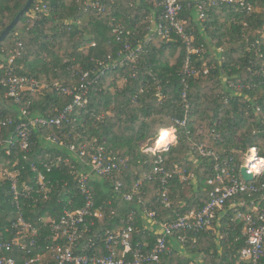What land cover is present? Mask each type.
Masks as SVG:
<instances>
[{
	"label": "trees",
	"instance_id": "obj_1",
	"mask_svg": "<svg viewBox=\"0 0 264 264\" xmlns=\"http://www.w3.org/2000/svg\"><path fill=\"white\" fill-rule=\"evenodd\" d=\"M27 1L0 0V34ZM94 1L103 3L107 11L86 8L83 0H34L0 42V139L4 141L0 143V237L12 236L11 221L19 211L12 181L2 176V168L19 172L21 193L27 191L26 185L37 186L33 162L49 182V197L39 193H34V198L19 197L26 218L40 228L44 245L51 241L52 232L41 219L58 217L66 206L85 203L79 176L89 168L78 156L80 148L85 145L87 161L98 146H103L107 153L128 158L129 166L112 177L91 176L88 187L94 208L102 210L103 216L92 217L95 223L82 232L76 250L103 254L104 234L126 227L131 215L135 228L132 244H146L144 250H148L162 222L198 211L209 200L213 185L208 179L215 175L216 160L204 155L201 146L220 158H232L241 179L240 167L249 148L257 147L264 156V0H249L254 5L251 12L222 0H181L184 7L179 18L186 34L195 35L190 44L174 29L167 36L154 31L150 17L155 25L166 22L163 4L152 0ZM201 1L205 2L202 23L196 13ZM42 4L46 11L37 8ZM111 21L122 25L121 39L113 32ZM126 43L133 50L142 45L143 50L137 51L135 60L120 64L130 50ZM209 44L215 46L216 54ZM188 57L198 74L186 75ZM101 61L105 66L99 65ZM85 71L90 72V78L99 74L89 86L86 105L75 106L61 125L33 126L29 152L18 145L7 153V140L16 133L17 125L63 110L73 101ZM8 72L33 77L41 85L34 91L21 89L20 101H16L14 96L5 95L9 84H2V80L9 77ZM120 80L123 87H119ZM55 83L73 94H63ZM184 91L190 104L187 117ZM185 117V124L176 122ZM170 126L177 128V142L162 153L163 164L172 169L179 165L182 170L170 179V205L166 206L160 199L159 179L146 178L138 186L137 182L154 167L141 142ZM50 135L61 144L48 139ZM71 145L75 150L69 148ZM57 156L62 160L47 171L44 164L50 165ZM116 176L122 181L120 189L114 184ZM263 180L264 173L252 182ZM126 193H132L133 198L126 199ZM253 198L255 194L244 192L228 199L217 209L211 229L178 231L189 236L185 245L192 256H183L173 247L159 264H192L193 255L198 253L205 254V264H247L240 257L247 243L241 235L245 222L237 217L236 204L246 201L240 209L249 211ZM220 213L223 216L218 217ZM178 232L169 243H178Z\"/></svg>",
	"mask_w": 264,
	"mask_h": 264
},
{
	"label": "built area",
	"instance_id": "obj_2",
	"mask_svg": "<svg viewBox=\"0 0 264 264\" xmlns=\"http://www.w3.org/2000/svg\"><path fill=\"white\" fill-rule=\"evenodd\" d=\"M86 8L97 9L101 12L107 11V7L94 0H83ZM156 3L163 4V15L166 18V22L160 21L157 25L154 24L153 28L157 34L167 36L172 29L181 37L186 38L190 44L192 39L186 34L185 24L182 19L179 18L181 11L184 7L181 0H152ZM228 4L239 5L238 9L242 11L251 12L254 10V5L249 0H222ZM213 3L214 0H212ZM45 6V5H44ZM40 9V7H37ZM46 8V6H45ZM203 18V14L201 16ZM110 26L113 32L118 35V39H121V35L124 33L121 24H115L111 21ZM147 41V39H146ZM126 49H130L128 54L124 56L119 63L123 64L127 59L130 61L135 60L137 51H142L143 47L140 45L136 50L131 49L130 44H125ZM192 50L190 49V52ZM13 59V58H12ZM10 59V61H12ZM190 58L186 59V75H196L199 73L196 69L190 67ZM99 65L105 66V62H99ZM8 78L2 80V84H9L8 90L5 95H11L16 98V101H20L19 93L21 89H29L34 91L41 85V81L33 77L18 76L8 72ZM99 74L94 78H90V72L85 71L80 78V85L75 87L77 91L74 95V99L63 110L59 111L56 115L51 117L35 116L28 121H22L17 125L16 133L9 137L7 140L6 151L11 152V148L20 146L26 152L31 150L32 141V127L39 124H54L61 125L62 121L67 117L68 113L74 109L75 106H85L88 102L89 86L93 84ZM55 87L66 95H72L73 93L65 86L55 83ZM183 97L186 101V117L189 110V102L187 101V94L184 91ZM22 112L25 114L26 110L23 108ZM186 117L184 119H176L178 124H185ZM0 126V131H1ZM173 129L172 135L176 138V127L170 126L161 128L159 133L154 139L152 145L142 147V151L150 153V163L154 164L150 173H145L137 182V186L148 179H159L162 186L161 201L166 206L170 205L169 199V182L174 174L181 172L182 168L176 165L175 169L168 168L163 164L162 153L174 145L169 141V136L165 138L166 142H163L160 148H157V142L159 141L160 134L165 129ZM1 133V132H0ZM170 135V134H169ZM54 143H60L56 137L48 136ZM4 142L0 139V143ZM71 150H75V146H69ZM201 152L204 155H212L215 157V175L208 179V183L213 185V189L210 191V197L204 207L198 211H191L185 215H179L176 219L169 222L161 223V231L156 234L155 241L148 250H144L146 244L137 243V246H133L131 236L135 230L132 224L133 215L130 216L128 225L122 229L115 231H107L104 234V250L103 254L92 253L89 254L85 251L76 250L78 239L81 237L82 232L90 230V226L94 225L95 217H102L103 212L98 208H94V198L91 189L88 187V181L92 175H99L102 177H112L117 174H121L129 166V160L126 157L112 155L107 153L103 146H98L94 152L90 155L89 160L85 161L86 156L85 145L80 148L78 156L81 161L89 168V172H82L79 176V188L84 196L85 203L81 206L70 208L66 206L63 209L62 214L58 217L42 218L46 220L44 223L45 228H49L52 232L51 240L49 243L42 244L40 242L41 231L37 224L31 219L26 218L22 209V202L19 201L20 195L24 197H33L34 193L43 194L44 198L49 197L51 189L48 186L45 175L38 166L37 163H32L31 168L37 176V186L26 185V192L21 193L17 181L18 171L10 172L7 168H2V176L9 178L12 182L11 190L14 193V202L19 209L14 219L11 221L10 231L12 236L0 237V264H159L162 256L168 254L173 250V244L169 243V239L173 237L176 232L183 231L198 232L201 230L211 229L213 226L214 218L216 217L217 209H222L224 204L231 197L248 192L249 195L255 194L256 198L250 200L251 209L244 212L240 209L246 203L242 200L236 204L237 217L244 220L245 224L241 229V235L245 238L247 246L241 250L240 257L247 264H263L262 258L264 256V207H261V203L264 202V180L260 182H252L241 179L237 175L236 164L233 163L232 158H220L217 154L211 151H206L201 146ZM264 159V156L259 154L258 148L252 146L249 148L245 161L248 164V172H254V174L261 175L264 173V166H261L259 171H253V165ZM62 160L61 156H57L54 161L48 164H44L47 167V171H50L53 165H56ZM244 163V162H243ZM242 163V164H243ZM242 166V165H241ZM241 168V167H240ZM116 189H120L122 181L116 176L114 180ZM138 188V187H137ZM125 198L131 200L133 198L132 193H126ZM36 199V198H35ZM148 216H153V212H148ZM178 232L176 239L180 245H184L188 242L189 236ZM223 238V235H220ZM31 255V256H29Z\"/></svg>",
	"mask_w": 264,
	"mask_h": 264
},
{
	"label": "water",
	"instance_id": "obj_3",
	"mask_svg": "<svg viewBox=\"0 0 264 264\" xmlns=\"http://www.w3.org/2000/svg\"><path fill=\"white\" fill-rule=\"evenodd\" d=\"M34 0H28L24 7L17 13L15 18L5 27V29L0 34V42L9 34V32L16 26L20 17L29 9ZM241 175L246 181H253L256 177L254 172H248L247 161H244L240 168Z\"/></svg>",
	"mask_w": 264,
	"mask_h": 264
},
{
	"label": "crops",
	"instance_id": "obj_4",
	"mask_svg": "<svg viewBox=\"0 0 264 264\" xmlns=\"http://www.w3.org/2000/svg\"><path fill=\"white\" fill-rule=\"evenodd\" d=\"M195 1H197V0H195ZM201 2H203V3L198 4V7H197V10H196V13H197V18H198L199 21L202 23L204 19H203L201 16H202V14H203V17L205 16V14H204V12H203L205 2H204V1H201ZM149 22L154 26V24H153V23H154L153 17H150ZM191 37H192V38H195V35H194V34H193V35L191 34ZM209 39H210V37H207V40H209ZM209 47L211 48L212 52H213L214 54H216L215 46L209 44ZM219 49H220V50H223V48H219ZM244 161H245V160H244ZM221 216H223L222 213H220V215H218V217H221ZM150 225H151V224H150ZM173 247H174L175 251L177 250L178 253H180V254L183 255V256H187V257H191V256H192L191 253H190L189 251L185 250L184 246H181L179 243L174 244ZM194 255H195V254H194ZM197 255H198V256H201V255L205 256L204 253H198ZM203 256L200 257V258H197V259H195L194 256H193V259H192V260H197V261H196V264H205V262H204V257H203ZM192 264H195V263H192Z\"/></svg>",
	"mask_w": 264,
	"mask_h": 264
},
{
	"label": "rangeland",
	"instance_id": "obj_5",
	"mask_svg": "<svg viewBox=\"0 0 264 264\" xmlns=\"http://www.w3.org/2000/svg\"><path fill=\"white\" fill-rule=\"evenodd\" d=\"M39 7H40V10H41V11H44V10L46 11V8H45L44 4H42V6L39 5ZM123 85H124V81L120 80V81H119V87H123ZM154 139H155V138H147V139H144V140L141 142V148H142V147H145V146H147V145H152L153 142H154ZM176 142H177V137L174 138V142H173V144H175ZM183 246H184L185 250L188 251V249H187V245L184 244ZM189 252H190V251H189ZM193 256H194L195 259H197V258L202 257L203 255L198 256L197 254H195V255H193ZM203 257H204V256H203ZM196 261H197V260H194L195 264H196Z\"/></svg>",
	"mask_w": 264,
	"mask_h": 264
},
{
	"label": "clouds",
	"instance_id": "obj_6",
	"mask_svg": "<svg viewBox=\"0 0 264 264\" xmlns=\"http://www.w3.org/2000/svg\"><path fill=\"white\" fill-rule=\"evenodd\" d=\"M168 135H169V132L168 131H163L160 134L159 141L157 142V145H156L157 148H160L161 144L165 141V138ZM261 166H264V159L259 160L256 165H253L252 170L253 171H259L260 168H261Z\"/></svg>",
	"mask_w": 264,
	"mask_h": 264
},
{
	"label": "bare ground",
	"instance_id": "obj_7",
	"mask_svg": "<svg viewBox=\"0 0 264 264\" xmlns=\"http://www.w3.org/2000/svg\"><path fill=\"white\" fill-rule=\"evenodd\" d=\"M163 131H168L169 134H170V135H168V136H169V141H167V143H168V142H174V136L172 135V133H173V129L168 128V129H165V130H163ZM164 142H166V141H164ZM161 145H162V144H161ZM160 147H161V146H160Z\"/></svg>",
	"mask_w": 264,
	"mask_h": 264
}]
</instances>
